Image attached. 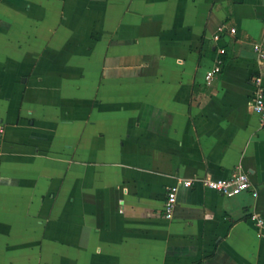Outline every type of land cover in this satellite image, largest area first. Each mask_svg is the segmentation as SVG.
<instances>
[{"label":"crops","instance_id":"1","mask_svg":"<svg viewBox=\"0 0 264 264\" xmlns=\"http://www.w3.org/2000/svg\"><path fill=\"white\" fill-rule=\"evenodd\" d=\"M255 43L264 0H0V264H264Z\"/></svg>","mask_w":264,"mask_h":264},{"label":"built area","instance_id":"2","mask_svg":"<svg viewBox=\"0 0 264 264\" xmlns=\"http://www.w3.org/2000/svg\"><path fill=\"white\" fill-rule=\"evenodd\" d=\"M223 27H219L218 32L213 36V39L218 41L220 33ZM230 33H235V28L229 29ZM253 50L256 52L260 61V71L256 75L251 77L252 93L250 97V107L252 111L257 115L259 125L264 130V87L262 85V72L264 71V47L255 43ZM225 52L223 47L217 49L218 57L215 60L214 66L207 71L205 75V81L211 83V81L220 73L222 68L221 55ZM2 133V127H0V134ZM1 152V146H0ZM201 183L208 189L215 191L224 196H234L244 191L251 190L252 184L248 174L242 169L234 170L228 177L225 178H203L200 179ZM183 186L188 187L192 184V181L187 179L180 182ZM177 190L178 185H172L167 188L166 197L162 206V215L166 219L172 218L176 203H177ZM258 226H264V219L256 214L252 215Z\"/></svg>","mask_w":264,"mask_h":264}]
</instances>
